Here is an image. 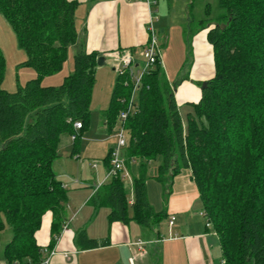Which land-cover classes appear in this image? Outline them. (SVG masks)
Returning <instances> with one entry per match:
<instances>
[{
  "label": "trees",
  "instance_id": "trees-1",
  "mask_svg": "<svg viewBox=\"0 0 264 264\" xmlns=\"http://www.w3.org/2000/svg\"><path fill=\"white\" fill-rule=\"evenodd\" d=\"M221 13L206 33L213 56V74L191 103L185 124L173 85L159 60L144 76L138 109L129 115L124 167L131 172L132 198L116 172L90 197L95 207H107L109 222L133 220L153 228L166 218L149 203L148 163L160 157L154 178L163 201L173 178L189 169L202 210L217 236L224 264H264V0H217ZM77 0H0V14L12 28L26 58L19 67L36 76L14 91L1 87L4 58L0 49V232L8 226L5 264H37L41 260L36 232L50 213L49 246L60 234L66 189L52 168L64 135L76 141L88 126L96 52L82 45L73 56V71L58 85H41L60 71L68 48L78 45ZM148 85V88H145ZM131 87L115 78L104 111L108 131L125 108ZM75 122H80L77 130ZM80 131V133H77ZM133 162L136 170L131 167ZM104 164L109 168V150ZM81 249L106 246L81 229Z\"/></svg>",
  "mask_w": 264,
  "mask_h": 264
},
{
  "label": "crops",
  "instance_id": "crops-1",
  "mask_svg": "<svg viewBox=\"0 0 264 264\" xmlns=\"http://www.w3.org/2000/svg\"><path fill=\"white\" fill-rule=\"evenodd\" d=\"M77 1L79 4L75 11V26L78 45L71 46L75 51L82 45L86 52H96L104 56V61L112 59L116 64L110 54L130 49L135 61L139 63L137 59L147 44L148 23L151 21L159 46L161 66L174 87L176 103L180 111L183 105L186 106V113L191 110L190 104L200 98L193 83L205 81L213 74L212 48L206 39L207 30L211 27L209 19L192 18V1ZM180 2L183 6H178ZM207 13L206 7L205 14ZM183 122L185 124L184 119ZM136 164L133 162L134 171ZM106 170L104 164V174ZM125 172V188L131 203V172L126 169ZM54 173L59 180L57 173ZM153 176L146 180L147 196L155 211L165 210L167 233L159 228L161 222L153 228H144L133 220L127 224L109 222V209L95 208L90 203V197L97 186L91 191L88 188L91 180L71 176V185L74 186L64 204L65 219L56 243V252L48 264H131V257L135 258L133 264H155L157 257L160 264H220L219 242L213 230L205 227V218L200 214L201 202L190 170L183 169L173 178L166 201L162 200L161 184L151 183L149 187V180ZM59 181L66 189V183ZM92 183L95 185V181ZM150 189L153 190V197ZM172 216L175 219L170 225L169 219ZM51 219V214L47 213L36 232V241L40 246L49 242ZM81 229L86 231L89 238L98 242L107 240L108 244L81 249L76 242V234ZM138 240L143 243L141 249L138 248ZM152 256L156 258L153 259Z\"/></svg>",
  "mask_w": 264,
  "mask_h": 264
},
{
  "label": "rangeland",
  "instance_id": "rangeland-1",
  "mask_svg": "<svg viewBox=\"0 0 264 264\" xmlns=\"http://www.w3.org/2000/svg\"><path fill=\"white\" fill-rule=\"evenodd\" d=\"M188 1H192L190 11L192 18H208L210 26L214 25L218 15L224 12V10L219 7L217 0ZM178 6L183 5H181L180 2ZM206 7L208 10L207 14H205ZM0 49L4 58V74L1 84L3 89L7 91H14L17 83L24 84L27 80L36 76V73L32 68L19 67L17 65L26 58V55L24 50L19 48L15 34L2 14H0ZM75 52L74 47L70 46L68 49L67 59L63 63L62 69L54 74L45 76L41 81V85L46 86L60 84L64 76L73 71V56ZM137 60L140 63H143L144 59L142 54ZM114 65L115 63L112 59H107L102 65H97L96 67L95 80L91 93L88 126L81 132L79 139L76 141L78 150L72 153L74 142L69 136H62L58 143V156L56 157L57 159L55 158L56 160L54 159L55 161L53 160V168L60 178L59 180L66 183L65 186L67 196H69V193L72 191L71 188L74 186L73 184L71 185L73 180L71 176L75 178L82 176L84 179L91 180L88 183V188L91 191H93L96 186H99V184H101L104 180V159L108 147L114 142V133L113 131H108L103 113L109 106V98L116 78L115 71L112 69ZM210 69L212 74L211 57ZM204 82L205 81L193 83V85L198 89L199 95L200 88ZM180 112L185 120V105L182 106ZM77 133H80V131H77ZM125 136L128 138L127 130L125 132ZM159 162L160 157H156L148 163V177L155 174ZM92 181H95V185H92ZM157 182L158 181H156L154 177L150 178L149 187L151 183L157 184ZM126 183L127 181L124 180L125 187H127ZM150 192L153 197V190L150 189ZM159 228H161V231L167 233V221H165V219L161 221ZM10 239L11 230L8 226H5L4 230L0 232V264H5L3 250L5 244ZM152 258L155 259L156 256H152ZM157 259L154 260V263L160 264Z\"/></svg>",
  "mask_w": 264,
  "mask_h": 264
},
{
  "label": "built area",
  "instance_id": "built-area-1",
  "mask_svg": "<svg viewBox=\"0 0 264 264\" xmlns=\"http://www.w3.org/2000/svg\"><path fill=\"white\" fill-rule=\"evenodd\" d=\"M146 1L149 2V0ZM148 29V41L142 52V56L144 59L143 63H138L135 61L130 49L117 50L110 54V56H112L116 60V64L113 66L116 78L122 80L124 85H129L132 89L128 99H126L125 97H119L118 99L120 103L125 104V108H122L118 112L116 117V121L113 127L114 142L109 148V168L106 170V174L102 183H104L118 171H122L121 177L123 179L127 175V172H125L123 157V152L127 141V138L125 136V122L128 116L136 112L138 109V92L143 87L144 76L151 71L157 60L160 61L159 46L157 44L155 30L152 26L151 21H149L148 23ZM145 88H148V85H145ZM74 127L78 130L81 127V123L75 122ZM69 137L70 139L74 140L75 135H70ZM200 214L205 218V227L210 228L211 223L209 220H207L204 211L201 210ZM174 219L175 218L173 216L169 219L170 225L173 223ZM59 235L58 237H56L52 247L49 246V242L41 246V260L37 264L49 263L51 256H53L56 252L55 247L59 239ZM137 245L138 248L141 249L143 246L142 241L138 240ZM134 259V257H131L129 259L131 264L134 263ZM220 264H224V260H221Z\"/></svg>",
  "mask_w": 264,
  "mask_h": 264
},
{
  "label": "water",
  "instance_id": "water-1",
  "mask_svg": "<svg viewBox=\"0 0 264 264\" xmlns=\"http://www.w3.org/2000/svg\"><path fill=\"white\" fill-rule=\"evenodd\" d=\"M103 63H104V56L98 57V59H97V65H102ZM204 84H205V82L202 84L201 87H203Z\"/></svg>",
  "mask_w": 264,
  "mask_h": 264
}]
</instances>
